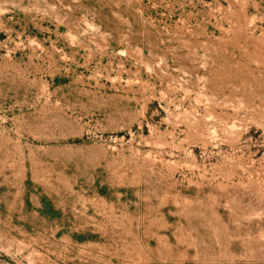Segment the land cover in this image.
<instances>
[{
  "label": "rangeland",
  "instance_id": "1",
  "mask_svg": "<svg viewBox=\"0 0 264 264\" xmlns=\"http://www.w3.org/2000/svg\"><path fill=\"white\" fill-rule=\"evenodd\" d=\"M0 264H264V0H0Z\"/></svg>",
  "mask_w": 264,
  "mask_h": 264
}]
</instances>
